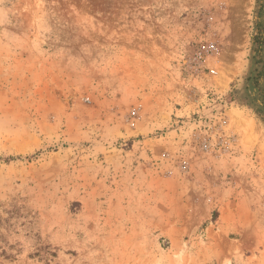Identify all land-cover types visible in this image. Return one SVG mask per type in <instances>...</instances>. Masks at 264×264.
Here are the masks:
<instances>
[{
    "label": "rangeland",
    "instance_id": "374dc122",
    "mask_svg": "<svg viewBox=\"0 0 264 264\" xmlns=\"http://www.w3.org/2000/svg\"><path fill=\"white\" fill-rule=\"evenodd\" d=\"M0 264H264V0H0Z\"/></svg>",
    "mask_w": 264,
    "mask_h": 264
},
{
    "label": "trees",
    "instance_id": "16d2710c",
    "mask_svg": "<svg viewBox=\"0 0 264 264\" xmlns=\"http://www.w3.org/2000/svg\"><path fill=\"white\" fill-rule=\"evenodd\" d=\"M255 42H256L257 44H260V45H261V43H260V41H259V37H256Z\"/></svg>",
    "mask_w": 264,
    "mask_h": 264
},
{
    "label": "bare ground",
    "instance_id": "6f19581e",
    "mask_svg": "<svg viewBox=\"0 0 264 264\" xmlns=\"http://www.w3.org/2000/svg\"><path fill=\"white\" fill-rule=\"evenodd\" d=\"M221 80H222V79H221ZM222 82H223V80H222ZM222 82H221V83H222ZM221 83H220V84H221ZM222 84H223V83H222Z\"/></svg>",
    "mask_w": 264,
    "mask_h": 264
}]
</instances>
